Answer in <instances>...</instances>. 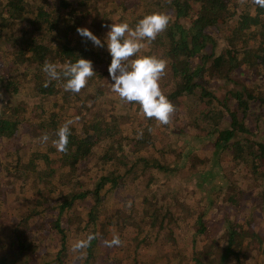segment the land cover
Segmentation results:
<instances>
[{
	"label": "trees",
	"instance_id": "1",
	"mask_svg": "<svg viewBox=\"0 0 264 264\" xmlns=\"http://www.w3.org/2000/svg\"><path fill=\"white\" fill-rule=\"evenodd\" d=\"M90 1L52 0L55 9L50 12L39 0H0V159L9 153L5 167L0 161V179H6L0 190L15 188L13 179L23 187L20 215L9 231L17 235L11 239L0 234V240L6 238L0 243V264H208L212 259H218L215 264H264L255 255L259 249L246 254L264 242L246 217L235 225L227 221L218 242L204 219L208 211L195 210L199 213L187 228L185 207L178 212L170 203L144 197L142 213L151 209L150 225L159 224L176 242L174 249L169 244L163 253H151L154 249L144 245L150 235L141 236L131 219L137 197H127L132 178L139 176L134 182L149 185L186 158L195 168L204 153H194L192 144L203 151L212 145L215 163L227 154L238 167L249 163L258 170V157L250 147L259 144L257 126L264 120V7L254 0H139L131 7H110L99 21H92L89 5L96 2ZM138 12L142 14L136 16ZM153 12L166 13L170 22L141 54L166 61L160 88L174 105L167 124L145 117L138 104L122 102L117 94L112 102L105 98L106 83L101 89L98 85L108 75L110 56L105 47H94L77 33V28L87 27L103 41L106 20L134 26ZM79 56L90 59L96 72L79 93L66 92L63 79L48 81L42 72L45 61L62 66ZM246 68L257 70L256 85L243 81L238 89L217 95L215 80L237 83L235 73ZM28 93L37 108L24 98ZM91 109L97 115L89 120ZM68 120L73 123L67 150L61 152L53 141ZM26 127L28 132H22ZM43 134L49 137L46 142L40 140ZM219 175L226 179L224 169ZM220 184L208 182L209 196ZM232 185L236 188L229 195L234 197L239 188L241 196L238 181ZM260 198L264 206V193ZM240 200L235 196L232 203ZM208 204L214 205L211 197ZM175 225L184 232H174ZM89 234L95 238L88 247L73 252L72 245ZM114 235L121 244L107 246ZM179 240L198 252L186 257ZM49 242L53 247L46 249ZM45 255L50 257L40 259Z\"/></svg>",
	"mask_w": 264,
	"mask_h": 264
},
{
	"label": "rangeland",
	"instance_id": "2",
	"mask_svg": "<svg viewBox=\"0 0 264 264\" xmlns=\"http://www.w3.org/2000/svg\"><path fill=\"white\" fill-rule=\"evenodd\" d=\"M139 0H91L90 2H96L89 5V8L92 9V13H90V19L92 21L100 20V16L103 17L104 13L110 7H115L123 5L125 7H131L135 5ZM167 1V0H163ZM162 1V2H163ZM242 2V0H240ZM40 3H43L48 11H52L53 4L52 0H39ZM97 7V9H96ZM95 9V10H93ZM142 13H136V16H140ZM55 13L52 14V18H54ZM102 24V23H101ZM103 25V24H102ZM107 25H110L109 21L104 22V26H101L103 29L107 28ZM9 35V32H7ZM11 62H5L3 65L10 66ZM244 70V71H243ZM242 71H238L235 73V77L237 78L238 82L236 81H225L223 79L215 80L214 81V89L218 96L222 95L224 92L229 90H236L242 84L243 81L247 82L246 85H256L259 82L260 76L256 69L246 68ZM105 76V77H104ZM103 80L101 84L98 85V89L106 83V96L109 101H113L117 97V95L111 91V81L108 78V75H103ZM28 99V102L32 105L31 108H37L38 106L33 104L37 102L36 99L33 98L31 93H28L25 97ZM64 100V99H63ZM33 102V103H31ZM186 103L189 105L190 108V99L186 100ZM6 104L3 102V105ZM232 105L234 102L231 103ZM256 106V105H254ZM203 108V105L200 106ZM89 113H92L89 116V120L91 117H96L97 111L94 109L89 110ZM191 117V114L187 115ZM124 121L126 119H123ZM251 123V122H250ZM22 132H28L27 127ZM24 134V133H23ZM28 136L32 137V134H28ZM22 138V137H21ZM259 144L256 146L250 147L251 151L256 152L254 156H257V168L258 170H253V166H249V163L245 166L238 167L236 165V161H231L230 157L225 154L220 161L215 163L212 160L213 153L216 150H213L212 145H208L206 151H203L198 147V145H193L194 153L201 152L204 153L200 160L196 161L195 168L192 166V161L190 158L183 159L182 162L178 163V168L176 170L167 171L166 173L155 176L152 178L149 185H146L145 182H134L135 180L140 179L141 177L137 176L136 178L130 179L131 187L127 190V197L130 194H133L137 197L133 203H135V210L131 213V219L135 222L137 230L140 232L141 236H145L147 234L150 235L149 240L144 241V245H150L151 249H154L151 253H163L167 248L165 246L176 247L172 240V234L169 232L164 231L160 228L159 224H156L155 227H152L151 220L147 216L151 209H146L144 213H142V203L141 200L144 197L148 199L153 198L154 201H158L159 203H170L172 206V210L180 212L182 208H186L184 214V220L186 223L184 226L187 228L191 227V223L194 224L195 216L199 212H204L205 210L208 211L207 215L204 219L208 220L210 226L213 227L216 238L218 242H221L222 237H224V233L226 232V222L230 221L231 224L235 225L237 220L243 219L246 217L250 220V223L253 226H256L259 229V233L262 236L264 241V206L261 204V194L264 193V120L257 126V137ZM28 140V139H26ZM5 156H1L0 161L2 165L6 163V156L9 154L7 150L3 153ZM246 156L249 154L248 151L245 152ZM9 162L7 163V165ZM25 160L22 161V168L25 167ZM6 165H4L5 167ZM13 167V166H11ZM221 169H224L226 179L223 181L219 175ZM194 170V172H193ZM30 169H26L25 172L27 174L30 173ZM250 171H254L251 173ZM15 174L14 171L10 173L11 176ZM213 180L215 186L211 189V194L209 196L210 188L208 182ZM237 180L238 185H240V189L242 190L243 194L239 195V188L237 192H235V196L241 198L239 204H233L232 201L234 200L233 196L229 194L236 188L235 185L232 187L229 186L230 182ZM24 181L27 182V178H24ZM12 184L15 188H6L4 190H0V234L7 235L8 238H13L14 235H17V232H10L17 223V217L20 215V210L18 209L20 199L23 196V187L20 186L19 180L13 179ZM6 179H0V186L5 187ZM113 197L116 194L112 195ZM210 197L214 200V205L210 206L208 203L210 202ZM140 199V200H139ZM247 200V201H246ZM177 203V205H174ZM183 203V204H182ZM131 205V204H130ZM264 205V204H263ZM183 206V207H181ZM195 210H201L196 212ZM125 211V210H123ZM128 214V211L124 212L123 215ZM169 219H167L168 221ZM151 223V225H150ZM38 224L41 227H44L39 219ZM185 229V231L187 230ZM174 232L181 234L184 232V229L180 228L179 226L175 225ZM8 233V234H7ZM6 241V238L0 240V243ZM57 239L54 238L53 244L55 246ZM180 244L179 251L184 253L186 257L191 258L194 254L193 252H198V247H192L186 240H179ZM217 244V242H214ZM53 244L49 242L47 248L53 247ZM259 246V244H258ZM264 242L262 243L261 248H254L247 251L246 254L259 249L257 254V258L260 260L261 263L264 262V255H263V248ZM50 255H45L40 259L49 258ZM247 262H251L250 257L245 258ZM228 261H231L229 259ZM218 262V259H212L208 261V264H215Z\"/></svg>",
	"mask_w": 264,
	"mask_h": 264
},
{
	"label": "clouds",
	"instance_id": "3",
	"mask_svg": "<svg viewBox=\"0 0 264 264\" xmlns=\"http://www.w3.org/2000/svg\"><path fill=\"white\" fill-rule=\"evenodd\" d=\"M254 3L264 7V0H254ZM169 22L170 18L166 13L153 12L145 14L134 26L127 22L111 23L107 25L108 30L103 41L87 27L77 28L82 39L91 41L94 47L106 48L110 56L107 71L111 90L122 102L138 104L145 117L154 118L160 124H167L174 111V105L160 88L166 61L156 56L143 55L141 50L165 31ZM42 72L47 75L48 81L63 79L64 90L71 93H79L89 78L96 74L93 62L80 56L76 61L62 66L45 61ZM72 123V120H68L56 130L53 143L58 151L67 150L69 126ZM48 139L47 134L40 137L41 142ZM94 238V234H89L87 238L77 240L72 245V251L81 252ZM106 244L109 247L119 246L121 240L114 235Z\"/></svg>",
	"mask_w": 264,
	"mask_h": 264
}]
</instances>
